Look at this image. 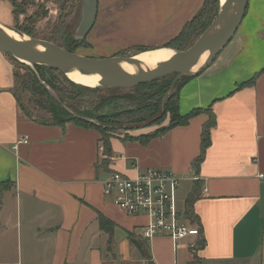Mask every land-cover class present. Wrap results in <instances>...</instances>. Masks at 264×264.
<instances>
[{
	"label": "crops",
	"instance_id": "1",
	"mask_svg": "<svg viewBox=\"0 0 264 264\" xmlns=\"http://www.w3.org/2000/svg\"><path fill=\"white\" fill-rule=\"evenodd\" d=\"M98 2L91 39L103 40L108 31H130L134 37L103 55L108 58L167 46L198 15L205 0ZM245 13L227 47L178 92L181 116L210 109L216 119L199 167L194 162L201 153L207 111L147 144L113 136L107 157L97 130L71 122L44 126L27 118L12 91L13 65L0 53V210L4 201L15 206L0 229H15L20 244L25 233L33 244L44 245L50 256L46 264H74L69 256L82 251L90 254L84 264H264V0H249ZM144 41L150 43L142 46ZM253 78V84L244 86ZM156 128L127 132L139 138ZM22 136L29 144L14 150ZM102 158L108 161L100 166ZM149 169L181 178V186L188 185L184 201L194 183L201 184L194 204L201 238L173 243L159 235L147 241V261L128 240V234L141 238L146 218L118 210L103 195L101 181L112 172L134 176ZM99 215L114 224L111 245L109 235L99 228ZM198 239L205 240L201 249L196 247ZM74 241L81 244L76 252Z\"/></svg>",
	"mask_w": 264,
	"mask_h": 264
},
{
	"label": "rangeland",
	"instance_id": "2",
	"mask_svg": "<svg viewBox=\"0 0 264 264\" xmlns=\"http://www.w3.org/2000/svg\"><path fill=\"white\" fill-rule=\"evenodd\" d=\"M81 8L82 5L80 0H0V24L7 25L15 30H18L17 27L22 29L25 28L34 34L36 38L46 42L54 41L59 45H62L65 42L63 38L71 36L74 43H80L79 40L77 41L74 39V35L76 34L77 26L82 18ZM92 31L86 39L87 43L88 41L91 43L92 49L87 48V45L84 44L83 47L78 48L76 51L77 54L79 53L88 58H104L103 55L107 54L109 50L123 47V44H126L134 38L131 37L130 31H108V37H104L103 40L99 36H93V39H91L93 34ZM203 33H201L200 36ZM198 39L199 38L193 43ZM149 43L150 42L144 41L141 45L144 46ZM179 47L182 46L178 43H175L172 46L176 51H179ZM1 54L4 55L13 65L14 74L16 75L17 81H19V85L14 83L12 91L20 96L24 107L29 109V119L32 121L35 119L40 120V117L43 116L49 118L48 112L54 109L57 113L63 111L64 116L67 115V117L61 115L63 119H61L60 122L64 124L67 121L72 122L74 119L81 118L94 126L108 128L110 131L108 133L109 136L121 135L124 137L130 135L129 133L131 132L127 131L140 130L141 128L155 129L156 127L157 130L165 127L164 124H169L168 119V122L162 120L157 124L155 123L157 119L164 114L162 104L166 97L169 99L170 96H172V100L174 99V84L179 80L177 79V75L169 76V78L167 77L163 80H156L154 85L142 87L139 92L134 89L108 91L95 87L87 89H90L91 92L90 90L86 91L80 88L75 91L59 76V73L61 72H53L49 67L47 68L43 65L36 67L34 65L24 64L14 59L10 54ZM124 56L132 55L127 53ZM52 77L56 78L55 81H60L63 86L66 87L68 92H71V95H69L70 99H66L64 102L58 101L59 103L56 106L52 105L50 101H47L46 96L43 97L38 94L39 92H45L52 100H58V93L54 91L49 84ZM21 82L27 83L28 86L32 88V91L23 88ZM165 86L169 87L166 89V92L162 93L160 98L155 97V99L150 101L152 104H156L154 110L155 113H151L148 117H142L144 122H138V118L134 113L136 108L135 106H132V103H124L121 101L125 96L138 97L140 94H143L144 89H150L151 92H155V89L158 87L164 88ZM40 99L43 101L41 104H44V108L47 112L42 107L40 108L36 105L33 106L30 103L27 105V101L29 100L37 101ZM17 104L20 109V102H17ZM106 161H108L107 158H102L99 163L100 166H103ZM187 186V184L181 186V203L184 201L185 196L183 193L186 191ZM4 206V210H0V225L3 224L4 220L7 218V212L10 209L15 208L11 201H4ZM2 232L3 231L0 229V264H46L47 261L48 263L50 262L49 254L44 253V245H41L40 243L38 245L33 244V242H30L26 238L25 233V240L23 239V242L20 244L18 241V233L15 229L9 230L8 232ZM71 244H73V252H76V249L81 245L78 241H74ZM95 244L99 245L101 244V241L98 239ZM83 246H85V244H83ZM38 250L40 251V254L38 253ZM69 257L74 264H84L85 259H87L86 262H89L90 260V254L86 252L84 254L83 251L79 256H76V254L73 253ZM195 261L198 262L197 260ZM196 262L192 264H195Z\"/></svg>",
	"mask_w": 264,
	"mask_h": 264
},
{
	"label": "water",
	"instance_id": "3",
	"mask_svg": "<svg viewBox=\"0 0 264 264\" xmlns=\"http://www.w3.org/2000/svg\"><path fill=\"white\" fill-rule=\"evenodd\" d=\"M81 21L74 35L75 40L80 42L86 41L91 33L93 26L97 20L98 0H80ZM221 2V1H220ZM249 0H226L224 4L220 3L218 15L207 28V30L199 36V39L193 46L184 51H176L169 62L156 67L148 72H139L138 75H128L117 71L111 61L119 60L131 63L129 57H108V58H88L79 53L69 52L64 48L46 42L40 39L31 38L28 35L15 30L7 25L6 28L12 30L16 34L26 36L29 41H15L6 34L0 33V53L10 54L14 59L22 60L23 63L29 65H43L53 70L66 74L67 67H76L78 70L85 72L87 75H98L101 79L95 88L105 90L109 89H134L141 84L151 83L154 80L167 78L170 75H177V79L185 76H198L200 71L207 68L214 62V58L227 47L229 41L238 31L245 12L248 7ZM38 45L44 51H39L33 47ZM208 53V61L199 67L195 73H191L189 69L197 62L200 54ZM168 97L164 100L163 112Z\"/></svg>",
	"mask_w": 264,
	"mask_h": 264
},
{
	"label": "trees",
	"instance_id": "4",
	"mask_svg": "<svg viewBox=\"0 0 264 264\" xmlns=\"http://www.w3.org/2000/svg\"><path fill=\"white\" fill-rule=\"evenodd\" d=\"M219 4H220V0H205L204 5L202 7V9L198 12V15L192 20L190 21L188 24H186L183 27V31L181 32V34L174 39L173 41L169 42V44H167V46H165L166 48H172L173 44L178 43L179 45H181L182 47H179L178 50L179 51H184L187 50L188 48H190L191 46L194 45V41L199 38L200 34L203 33L206 28H208L210 26V24L213 22V20L215 19V17L218 15V10H219ZM17 29L28 35L31 38H36L34 34H32L29 30L27 29H22V28H18ZM56 32V31H55ZM38 39V38H36ZM65 40V42L62 45H59L58 43L54 42V41H49L55 45H57L60 48H64L65 50L69 51V52H75L78 50V48L83 47L84 44H86L87 48H91L89 46V44L87 43V41L84 42H80V43H74V40L71 39V36H69L68 38H63ZM74 45V47H73ZM72 47V48H70ZM149 49H145V48H138V49H134L135 51V55L139 54L140 52H144V51H148ZM119 56V55H118ZM36 67H39V65H34ZM50 70H52L53 72H57L56 70H53L51 68H49ZM58 73V72H57ZM59 76L63 79V81L65 80L66 83L69 84V86H71L75 91L76 89H84L86 91L88 88L87 87H83L81 85H75L74 83H72L68 78L65 77V75L59 73ZM172 76V75H170ZM175 76V75H174ZM169 78V77H168ZM192 77L190 76H185L182 77L181 79H179L175 84H174V90H175V94H173L174 99L172 100V96H170V98L167 100L166 103V107H165V112L164 114L157 119L156 123H159L162 120H166L168 119L169 124L166 127L157 129L153 134L150 135H145V136H141L139 138H135V137H130V136H126L124 138V141H137L139 143H143V144H147L151 139H154L156 137H162L163 135H165L166 133H168L169 131H171L172 128L177 127V126H186V124H188L190 122V119L194 118L195 116L201 114L204 111H207L208 115H209V121L205 124V126L203 127L202 133H201V145H200V156L195 160L194 165L195 167H199L200 164L202 163V161L205 158L206 152L208 147L210 146L211 143V134H210V130L216 125V119L214 118V115L211 113V110H194L192 112H190L189 114H187L186 116H181L179 113V105H178V92L180 91L179 89L182 88L186 82H188ZM14 79H15V84L19 85V81H17L16 79V75L14 74ZM166 79V78H162ZM56 78L52 77V80L49 81L50 86L52 87V89L54 91H56L58 93V100L54 101L51 98H49L50 96H48L47 93L45 92H39L38 94H40V96L43 97H47V101H50L52 103V105L56 106L58 105V103L61 101L64 102V100L66 99H70L69 95H71V92H68L66 90V87L63 86V84L60 81H55ZM160 80V79H157ZM255 81V79L253 78L252 80L248 81L247 83H245L244 86L246 85H251L253 84V82ZM156 82V80H154V82L151 83H146V84H141L139 85V87L134 88V90H137L138 92L140 91V89L142 87H146L148 85H154V83ZM171 85V84H170ZM169 85V87H170ZM21 86L25 89H30L32 91V88L28 86L27 83L25 82H21ZM168 86H165L163 89L158 87L157 89H155V92H151L150 89H144L143 94H140L138 97H126L123 98L121 101L122 102H130L132 103V106H135V115L138 118V122L142 121L144 122L142 117H148L151 115V113L154 112L155 108H156V104H152V102H150L152 99H155V97H161L162 93L166 92V89L169 88ZM98 90V89H97ZM111 90H120V89H109ZM108 90V91H109ZM96 91V90H94ZM93 91V92H94ZM37 92V91H36ZM91 92V90H90ZM13 94L15 95V98L17 100V102H20V109H22L23 113L25 114V116H27L28 118H30V113H29V109H26L23 105L22 99L20 98L19 95L15 94L13 91ZM59 101V102H58ZM43 101L37 100V101H33V100H29L27 101V105L30 103L33 106L36 105L38 107H42L44 110H46L44 108V104L42 105ZM159 104V103H158ZM161 108V106H160ZM160 110V109H159ZM62 111V110H61ZM47 112V110H46ZM159 112V111H157ZM49 118L48 117H40V120H33V122H36L38 124L44 125V126H50V125H57V126H64L65 124L60 122L61 119H63V117H67V115L64 116L63 111L57 113L56 111L50 110L49 112ZM155 113V112H154ZM61 115H63V117H61ZM70 122V121H67ZM66 123V122H65ZM71 123H74L78 126H82L86 129H92V130H97L102 138V142H103V152L105 153V156L109 157L111 155V138L113 137V135L109 136L108 133L110 132L108 128L104 127V128H100L97 127L96 125H92L91 123H88L85 120L80 119H74V121H72ZM112 126V125H110ZM108 126V127H110ZM202 189V186L199 182H195L190 193L188 194V198L185 200V205H184V211H185V216L186 219L191 223V224H197L198 223V218L196 217L195 211H194V204L199 200L200 198V191ZM98 223H99V228L106 232L109 235V242L110 245L112 244V236H113V231H114V224L112 222H110L107 218H105L103 215H99L98 216ZM199 238H201L199 236ZM128 240L130 243L133 244V246L137 249V251L139 252L140 257L142 258V260H147L150 261L151 257H150V253H149V243L147 242V240H143L137 236H135L134 234H128ZM197 245L196 247L198 249H201L204 247L205 245V240L203 241L202 239H198L197 240ZM194 250V249H193ZM196 262V261H195Z\"/></svg>",
	"mask_w": 264,
	"mask_h": 264
},
{
	"label": "built area",
	"instance_id": "5",
	"mask_svg": "<svg viewBox=\"0 0 264 264\" xmlns=\"http://www.w3.org/2000/svg\"><path fill=\"white\" fill-rule=\"evenodd\" d=\"M21 144H29L27 136H22L13 149ZM101 183L103 195L111 198L118 210L127 216L146 218L141 233L143 240L149 241L159 235L168 237L173 243L199 238V227L186 219L185 201L181 203L178 195L182 180L174 172L149 169L134 176L112 172Z\"/></svg>",
	"mask_w": 264,
	"mask_h": 264
},
{
	"label": "bare ground",
	"instance_id": "6",
	"mask_svg": "<svg viewBox=\"0 0 264 264\" xmlns=\"http://www.w3.org/2000/svg\"><path fill=\"white\" fill-rule=\"evenodd\" d=\"M220 1L221 4H224L226 2V0ZM0 33L6 34L15 41H29L26 36L16 34L12 30H9V28H6V26L3 24H0ZM33 48L39 51H44V49L39 47L38 45H35ZM174 54L175 50L173 48L160 47L140 52L136 55L124 56L131 58V63L119 60L111 61L110 63L117 71L123 74L126 73L128 75H138L139 72H148L154 70L156 67L162 64L169 62ZM197 59V62L189 69L191 73H195L200 66H202L209 60L208 53L200 54ZM18 61L23 63V61L20 59H18ZM65 70L67 71L65 77L78 86L81 85L87 88H94L99 84V81L101 79L96 74L87 75L85 72L78 70L76 67H67Z\"/></svg>",
	"mask_w": 264,
	"mask_h": 264
},
{
	"label": "flooded vegetation",
	"instance_id": "7",
	"mask_svg": "<svg viewBox=\"0 0 264 264\" xmlns=\"http://www.w3.org/2000/svg\"><path fill=\"white\" fill-rule=\"evenodd\" d=\"M124 58V57H123Z\"/></svg>",
	"mask_w": 264,
	"mask_h": 264
}]
</instances>
